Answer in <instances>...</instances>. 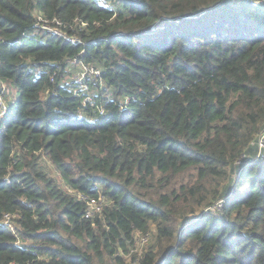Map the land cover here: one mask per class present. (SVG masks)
<instances>
[{"label": "trees", "instance_id": "1", "mask_svg": "<svg viewBox=\"0 0 264 264\" xmlns=\"http://www.w3.org/2000/svg\"><path fill=\"white\" fill-rule=\"evenodd\" d=\"M108 2L0 0V264H264V0Z\"/></svg>", "mask_w": 264, "mask_h": 264}, {"label": "built area", "instance_id": "2", "mask_svg": "<svg viewBox=\"0 0 264 264\" xmlns=\"http://www.w3.org/2000/svg\"><path fill=\"white\" fill-rule=\"evenodd\" d=\"M99 3L107 6L109 5L108 0H98ZM37 20H36V25L40 27L42 30H46L52 34H56L58 36L63 37L64 39H68L71 42L79 41L78 37L76 36H69L62 28V21L56 17L54 18H47L43 17L41 15H37ZM71 66L76 65L78 66V69H74L72 71V74H75L70 78V81H72V91L73 94L75 95H84L83 96V103L90 101L92 104L93 102L91 101V90L89 87V84L87 82L88 77H95L100 74L99 69L93 67L92 65L84 63L82 60L73 58L71 60ZM12 90L9 86V84L3 80L0 77V129L5 126L7 123L6 117L8 116L10 107H11V102H12ZM102 110V108H101ZM257 144H258V155L262 154L261 156H264V132L261 134L258 139H257ZM260 156V157H261ZM83 198V196H81ZM223 199L219 200L216 202L215 207L216 208H221ZM89 203V209L85 211V217L88 216H93L95 213L101 211V207L103 205L104 199L103 195L100 194L98 198H90L88 201ZM214 209V208H212ZM9 214H5V221L7 222L9 219ZM137 235L134 238V244L135 245H141L144 244L148 238L149 234L148 233H142L140 231H137ZM135 246L132 247V252ZM139 255L132 260L134 264H138L139 261Z\"/></svg>", "mask_w": 264, "mask_h": 264}, {"label": "rangeland", "instance_id": "3", "mask_svg": "<svg viewBox=\"0 0 264 264\" xmlns=\"http://www.w3.org/2000/svg\"><path fill=\"white\" fill-rule=\"evenodd\" d=\"M74 69H78V66L76 65H72L70 66L69 68V75L72 77L74 76L75 74H72V71ZM12 96V99H13V93L11 94ZM8 116L6 117V120H7ZM40 162H41V165L44 169V171L46 172V174L51 177V178H54L58 183H60L64 188H65V183L63 182L59 172L57 171V169L54 167V165L42 154H40ZM67 188V187H66ZM138 232H135V235H134V238L135 236L137 235ZM149 237L150 239L148 238V243H144V244H141V245H135L134 244V240H133V244L132 246H135V248L133 249V251L137 252L138 255H142L145 251L149 250V245L152 243V234H150L149 232ZM130 260H133L130 256H127V259L125 260V264H134L132 261Z\"/></svg>", "mask_w": 264, "mask_h": 264}]
</instances>
